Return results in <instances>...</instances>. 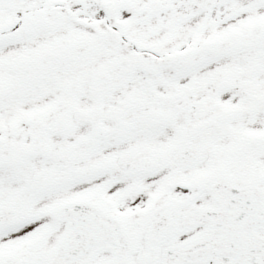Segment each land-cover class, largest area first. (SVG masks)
<instances>
[{
  "label": "snow or ice",
  "instance_id": "6c2138e0",
  "mask_svg": "<svg viewBox=\"0 0 264 264\" xmlns=\"http://www.w3.org/2000/svg\"><path fill=\"white\" fill-rule=\"evenodd\" d=\"M0 264H264V0H0Z\"/></svg>",
  "mask_w": 264,
  "mask_h": 264
}]
</instances>
